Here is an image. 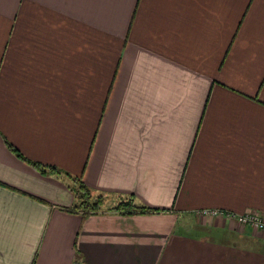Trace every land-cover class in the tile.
<instances>
[{"label": "crops", "instance_id": "1", "mask_svg": "<svg viewBox=\"0 0 264 264\" xmlns=\"http://www.w3.org/2000/svg\"><path fill=\"white\" fill-rule=\"evenodd\" d=\"M205 209L264 221V0H0V264H264Z\"/></svg>", "mask_w": 264, "mask_h": 264}, {"label": "trees", "instance_id": "2", "mask_svg": "<svg viewBox=\"0 0 264 264\" xmlns=\"http://www.w3.org/2000/svg\"><path fill=\"white\" fill-rule=\"evenodd\" d=\"M9 147L11 146L9 145ZM11 149L17 154L20 159L26 161V159L21 154L17 153L13 148ZM29 164L33 167H37L40 171H44V169H41L42 167L36 163L29 162ZM74 182H76V184L78 185L77 190L71 187V191L73 192L75 198V205L70 208H66V210L74 213H81L82 216H88L91 214L103 212L101 208L105 205V202L107 201V197L105 196V194L94 192L92 189L83 184L80 180L75 179ZM114 207L115 208L113 209L123 216H131L136 214H150L157 212V210L153 208L137 206L135 204L133 196L119 198ZM105 211L108 210L106 209Z\"/></svg>", "mask_w": 264, "mask_h": 264}, {"label": "built area", "instance_id": "3", "mask_svg": "<svg viewBox=\"0 0 264 264\" xmlns=\"http://www.w3.org/2000/svg\"><path fill=\"white\" fill-rule=\"evenodd\" d=\"M197 215L201 217H210V218H215V217L225 218V219L231 218L241 225L251 226L254 229L264 233V221L259 215L255 213H246L243 215L234 216L222 210L205 209L199 211Z\"/></svg>", "mask_w": 264, "mask_h": 264}, {"label": "rangeland", "instance_id": "4", "mask_svg": "<svg viewBox=\"0 0 264 264\" xmlns=\"http://www.w3.org/2000/svg\"><path fill=\"white\" fill-rule=\"evenodd\" d=\"M71 186L74 188V189H78V185L76 184V182H74L73 184H71ZM110 197V196H109ZM112 197V196H111ZM114 198H116V197H113L112 199H110V198H108V201L110 202V203H108V202H105V205L101 208L102 210H112L113 208H115L114 206L116 205L115 203H116V201L115 200H113ZM115 201V203H113Z\"/></svg>", "mask_w": 264, "mask_h": 264}]
</instances>
